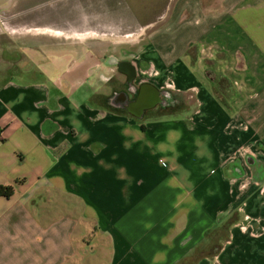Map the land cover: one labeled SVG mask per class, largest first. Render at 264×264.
<instances>
[{
  "label": "crops",
  "instance_id": "0c3cea01",
  "mask_svg": "<svg viewBox=\"0 0 264 264\" xmlns=\"http://www.w3.org/2000/svg\"><path fill=\"white\" fill-rule=\"evenodd\" d=\"M137 48L186 107L102 104L89 49L0 73V264H264V0H174Z\"/></svg>",
  "mask_w": 264,
  "mask_h": 264
},
{
  "label": "rangeland",
  "instance_id": "374dc122",
  "mask_svg": "<svg viewBox=\"0 0 264 264\" xmlns=\"http://www.w3.org/2000/svg\"><path fill=\"white\" fill-rule=\"evenodd\" d=\"M173 4L174 0H24L0 6V73L12 72L15 61L29 65L33 60L31 47L48 57L74 52L76 58L89 49L87 59L64 74L72 82L85 81L97 64L94 56H103L108 46L137 48L138 41L161 24ZM45 13L48 16L43 18ZM182 39L179 36L177 41ZM155 77L153 70L139 74L144 81ZM59 207H55L57 219L61 216Z\"/></svg>",
  "mask_w": 264,
  "mask_h": 264
},
{
  "label": "flooded vegetation",
  "instance_id": "af4514ba",
  "mask_svg": "<svg viewBox=\"0 0 264 264\" xmlns=\"http://www.w3.org/2000/svg\"><path fill=\"white\" fill-rule=\"evenodd\" d=\"M163 17H165V16H163ZM63 31H67V30H63ZM141 40H143V39H141ZM140 41H138L139 44H140ZM138 45H137V47H138ZM31 48H33V47H31ZM100 48H102V47H100ZM100 50H102V49H100ZM104 52H105V54L103 57V61L101 63L103 64L102 66L105 69H108V73L105 74L103 71L100 72L99 79H98L99 80V86H103V85L108 86V87H110L111 91L109 94H105V95L102 93H97L96 97L99 99V101L102 104H104L106 106H114L113 105V103H115L114 97L117 96L118 94H123L125 92H128L130 94V98L135 100L138 98V96L140 94V85L141 84H143L144 82L153 83L150 80L144 81V80L139 79L140 72L152 71V69H151L152 65L142 60L141 54H139V48H134V47H129V46H121V45H118L116 47L115 46L114 47L108 46L105 50H103L102 53H104ZM16 54L18 56H20L19 52H16ZM109 57H111V60L116 62L117 64L114 66L111 65L107 61ZM19 59H23V56H21ZM206 60H208V62L212 61V59L205 57V61ZM125 61H130V62L134 63L136 66L137 75H136L133 82L129 81L128 76L125 75L124 73H122L119 69L120 67L122 69H127L129 67L128 64L125 63ZM225 62H226L225 58L220 57V63L219 64L222 66L225 64ZM224 81H225L224 76L221 74L220 79H219V82L221 84V89H223V86L225 84ZM159 88H168V89H171L172 91H174L176 93H179L178 91L172 89L171 87L163 86V87H159ZM84 89L93 95V89L90 86L85 85ZM176 99L177 98L175 97L174 101ZM174 101H173V105H167L166 104L165 107L162 104H158L154 108L148 110L147 113H150V112H168V111L174 112V111L179 110L183 107H186L185 101H183L181 104H179L178 102L176 104H174Z\"/></svg>",
  "mask_w": 264,
  "mask_h": 264
},
{
  "label": "water",
  "instance_id": "95a60500",
  "mask_svg": "<svg viewBox=\"0 0 264 264\" xmlns=\"http://www.w3.org/2000/svg\"><path fill=\"white\" fill-rule=\"evenodd\" d=\"M47 16L48 14L45 13L43 18ZM21 33H23V31H21ZM125 36L127 37L128 34ZM131 36H133V34L128 37ZM107 61L113 66L117 64L111 60V57H109ZM125 63H127L129 67L127 69H122L120 67L119 69L122 73L128 76L129 81L133 82L137 75L136 66L130 61H125ZM175 97L177 99L174 101ZM114 101L115 103H113V105L115 107L125 110L129 115L137 119H143L147 111L154 108L158 104H162L164 107L166 104L173 105V101L174 104L177 102L181 104L184 101V98L181 93H176L168 88H159L151 82H144L140 85V94L137 99H131L130 94L125 92L115 96Z\"/></svg>",
  "mask_w": 264,
  "mask_h": 264
},
{
  "label": "trees",
  "instance_id": "16d2710c",
  "mask_svg": "<svg viewBox=\"0 0 264 264\" xmlns=\"http://www.w3.org/2000/svg\"><path fill=\"white\" fill-rule=\"evenodd\" d=\"M218 57H219V59H220V57L226 58L227 54L221 52V53L218 54ZM206 61H207L206 63H208V60H206ZM224 79H225V81H224L225 84H228L229 83V79H227L226 77H224ZM12 195H13V188L11 186H0V196H5V197L9 198Z\"/></svg>",
  "mask_w": 264,
  "mask_h": 264
},
{
  "label": "built area",
  "instance_id": "2783aa9c",
  "mask_svg": "<svg viewBox=\"0 0 264 264\" xmlns=\"http://www.w3.org/2000/svg\"><path fill=\"white\" fill-rule=\"evenodd\" d=\"M159 161H160V163L164 167H167L168 169H172L173 168V166L171 165V163H169L168 161H166L164 158H160Z\"/></svg>",
  "mask_w": 264,
  "mask_h": 264
}]
</instances>
